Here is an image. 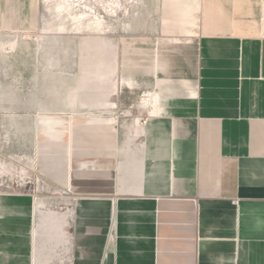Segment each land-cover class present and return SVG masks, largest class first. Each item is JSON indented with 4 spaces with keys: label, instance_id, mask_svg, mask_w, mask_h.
<instances>
[{
    "label": "crops",
    "instance_id": "1",
    "mask_svg": "<svg viewBox=\"0 0 264 264\" xmlns=\"http://www.w3.org/2000/svg\"><path fill=\"white\" fill-rule=\"evenodd\" d=\"M39 7L0 0V34L34 29ZM105 23L118 55L88 60L62 108L9 121L70 194L54 210L0 186V264H264V0H136ZM122 83L142 112L129 137L111 116Z\"/></svg>",
    "mask_w": 264,
    "mask_h": 264
},
{
    "label": "rangeland",
    "instance_id": "2",
    "mask_svg": "<svg viewBox=\"0 0 264 264\" xmlns=\"http://www.w3.org/2000/svg\"><path fill=\"white\" fill-rule=\"evenodd\" d=\"M73 1L76 3L73 4ZM135 1L40 0L34 29L1 32L0 172H8L0 177L1 189H10L12 192L22 189L34 195L38 201H44L49 208L55 210L64 207L70 192L60 190V194H55L58 189L55 183L41 176V167L35 160L40 150L39 145L34 144L30 153V145H14L8 142L9 121L15 116L23 119L28 114L24 110L30 107L32 100H38L40 104L42 99L51 107L54 104V107L59 108L65 106L69 90L82 84L85 75L83 69L87 67L88 60L92 59L96 64L102 56L105 59L110 56L111 50L115 56L119 52L115 47H99L100 42L105 39L104 35H100L105 33L104 27L97 30L99 34H96L81 30L80 26L87 27L96 16L102 24L108 22L114 30H119L121 17H126L129 13L132 15ZM112 9L114 14L113 18H110V15L106 14ZM115 34L117 33L114 32ZM56 61L65 63L60 65L62 69L58 71L52 70ZM41 71L44 72L42 76H48V79L40 80ZM46 72L48 73L44 75ZM115 75L119 76L120 72ZM118 81L119 78L114 79L112 83L114 90L118 88ZM45 83L49 93L48 99L46 95H41L46 92ZM107 87L111 88L110 83ZM126 87L128 86L124 83L120 85L123 94L113 97L112 102L116 104V108L112 115L110 114L123 137L132 135L136 119L139 116L142 118V112L136 108V97L130 96L125 90ZM57 88L59 93L65 94L58 97L51 95ZM83 99L80 91V103Z\"/></svg>",
    "mask_w": 264,
    "mask_h": 264
},
{
    "label": "bare ground",
    "instance_id": "3",
    "mask_svg": "<svg viewBox=\"0 0 264 264\" xmlns=\"http://www.w3.org/2000/svg\"><path fill=\"white\" fill-rule=\"evenodd\" d=\"M78 2V1H77ZM73 4H75L76 3V1H73L72 2ZM78 6V5H77ZM82 18V17H81ZM95 19L97 20V29L95 28V30H101L102 28H103V22L99 19V18H97L96 16H95ZM94 19V20H95ZM93 20V21H94ZM94 24H96V23H94ZM105 30V29H104ZM104 32V31H103ZM61 192L60 191H58L57 189L55 190V194H60Z\"/></svg>",
    "mask_w": 264,
    "mask_h": 264
}]
</instances>
